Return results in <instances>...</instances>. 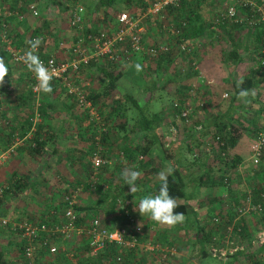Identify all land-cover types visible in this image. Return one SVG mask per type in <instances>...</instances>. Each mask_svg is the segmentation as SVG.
Segmentation results:
<instances>
[{
    "label": "trees",
    "instance_id": "16d2710c",
    "mask_svg": "<svg viewBox=\"0 0 264 264\" xmlns=\"http://www.w3.org/2000/svg\"><path fill=\"white\" fill-rule=\"evenodd\" d=\"M121 1H123L124 4L126 3V7L124 6L126 9L129 8V2H134L135 9L132 10L133 17H141L145 9V5L143 4L142 0H91L90 2L92 6H90V10L95 12V18L97 20L94 24L99 28V23L101 22V28L104 27L106 29L108 28L109 30H115L117 27V22L114 20L115 16L113 14H115L117 11L118 2ZM215 1L216 0H180L177 5L167 6L161 11L163 14V19L167 21L169 20L167 26L170 27V33L167 32V34L172 42L171 45H169L167 51L159 53L156 58H152L153 60L156 59V69H162L168 73L169 66L173 63L174 57L176 55L180 54V56H188V54L183 53L179 49L178 45L181 41L190 43V40L198 39L206 34L209 27L207 28L205 24V21L202 17V12H205L206 9L208 10L211 8H216L215 4L217 1ZM16 3L22 4L21 9L24 7L27 8L29 3H34L37 5L44 3L48 6L58 4L64 8L65 12L71 9V6H68V8L67 6L64 7V4L61 0H27L25 3L24 0H16ZM17 10H19V7ZM12 12V14L9 16L5 14L0 15V29H2V22H5L7 24L6 32L11 39V44L15 48L20 47L22 49H26L28 47V44L26 43L27 41L32 40V37L34 36H40L41 44L37 54L39 57L47 58L49 55L43 52L44 47L41 48V45L45 42L47 37L46 35L42 34L40 28H32L31 32L28 33V35H25L23 38L22 36L15 34V37L12 36V31L9 29L10 23H12V18H15L13 15H17L16 13H19H15V10ZM220 12L217 10L216 15H212L210 26L215 25L227 29L229 28L226 31L231 38V43H233L234 46H237L232 38L233 36L231 33H233V31L236 29L244 28V26L238 22H232L231 20H224L223 22L217 23L216 18ZM149 17L150 16H147L146 18ZM155 22L159 26L162 25L160 21L158 22L156 20ZM43 23H46V20H44ZM247 28L251 29L249 27ZM174 29L178 31L177 34L172 32ZM91 31L97 34L100 33L99 29L96 31L88 27V29L86 28L85 35ZM256 37L258 38L257 41L260 43L258 47H260L262 43L261 32L257 31ZM75 39H77V37ZM5 46V43L0 42V58L5 59L9 73L8 77L5 78L4 84L0 88V92L4 95L6 94V97H8L10 93L7 92V87L9 86L10 81L13 83L11 85H14L18 90L16 95H12L7 99L6 107L12 110L14 119H17V122L22 124L23 132L20 133L21 136L29 131L32 124L38 123L36 126L35 135L28 142V146H26L30 154L39 156L42 153L52 150L56 153L62 151L60 148V140L55 132H61L63 129L60 128L58 130L55 128L52 135H49L48 133L43 134L42 130L44 125L40 123V121L42 122L44 120H54L56 122L69 121L71 123L70 127L66 131L71 133L70 138L73 139L71 140L73 144L71 145V148L66 149L65 152L71 156H75L77 161L81 164L85 163L89 172V177L92 174L93 169L91 168L90 157L95 152H99L100 155L106 160H111V156L115 154L118 156L117 163L121 162V160L125 158L124 162L131 164V166L137 164L136 170L143 173L141 174L140 178L142 179L144 176H147L146 174L148 173V168L146 167L148 164H150V149L155 145H158L161 149L163 157L171 164L173 169L171 175L167 177V183L169 194L175 198L176 201H178L177 208L175 209L177 213H183L187 218H190L191 211L194 212V218L199 217L197 211L192 210V206L187 202L190 196L187 192V186L193 187L194 189L205 188L209 190L214 187H227L228 196L225 198L222 199L221 197H210L199 201V204L202 206V203H205L207 199H209V204L212 206L210 207L211 209L208 208L206 210V219L204 222L199 221L195 223L197 234H200L199 238L200 242H202V255H208L209 252L206 247L211 246L214 248L220 244V239L222 240L223 238L219 239L217 236L222 235L223 237L230 234L228 239L230 242L229 247H236L235 252L231 255L234 259L240 260V264L264 263V240L261 241L259 237L255 235V233H257L259 230H264V163L260 162L253 168L254 173L250 176L249 180L251 186L247 187L246 189L240 183L241 179L239 175H236L238 166L242 161V157L239 156V154L234 150L238 142L245 134L244 130L246 131L249 127L248 131L251 133L254 139L257 132L262 130L264 127L263 104L260 107V117L258 115L256 119H251L250 121L246 120L248 121V126L246 125L247 123L245 120L239 121L238 123H233L235 120H232L233 117L231 118L229 114L230 111H228V113L225 115L220 113L219 115L213 117L212 124L214 127L212 134L213 136L217 134L221 135L224 141V145L221 147V150H228L226 154L222 155L219 152H216L214 157L208 156L203 150V145L208 142L207 139L209 138L205 137L202 139L200 138L202 135H198V138H194L197 130L195 129L196 126L189 129V133L186 135V138L189 140H186V138L183 139L182 142L186 143H182L180 147L181 149L178 151L177 148L175 149V146L178 142H173L170 143V145H167L165 136L163 137L162 135H158L159 130L162 133L166 129L167 132L169 124L171 123H174L178 128L179 123L173 122L172 119L168 120L166 116L168 112V114H171V118L175 119L173 110L171 108H165L164 110L162 107L154 108L152 106L153 101H159V103L161 102V93L165 91V88L168 87L176 77H178V73H169L172 75V77L161 86H156L155 90H153L154 88L151 86H148L146 90H151L150 96L148 97L149 101L144 104V106H141L138 102V98L134 95L130 93H119L116 91L118 79L123 74L122 71H116V69L118 67L117 65L122 62L120 60H102V63H104L105 66L108 64L111 66V64H113L115 68H113L111 72H105L107 81L104 82V85L100 91L86 92L84 90L86 98L92 102L99 115V120H96L91 119L87 109H82L77 105L75 96L73 94L67 93V87L60 79H52L51 87L53 91L51 93L46 94L40 91V93L36 95L32 90V86L36 81L33 74L29 72L23 64L14 62L10 55L5 51ZM238 51L239 48H234L231 50L228 53L227 59L238 60L240 58ZM192 56H194L193 53ZM54 57L57 60L69 59V57ZM146 59L149 60L150 58L147 56ZM97 63L98 62L92 61L89 65H87V67L98 65ZM258 65L260 67L258 66V68L253 69L251 73L245 74L240 82L231 83L230 109L233 108L232 104L238 100V93L241 89L252 91L257 87V83L264 81V77L258 80L256 79V73H262L261 70H264V66L262 64L259 63ZM83 67L86 66H82L81 68ZM189 69L194 71L192 72L194 75L197 74V71L194 70L192 66H189ZM156 83H158V81H156L155 84ZM185 89L189 90L191 89V86L189 85ZM180 94V97L177 99H179L180 103H182L187 98L188 94L187 92L182 91ZM191 117L192 114L189 115V119ZM180 119L186 124L189 122V119L187 121H185L184 118ZM85 120H87V124H84ZM204 127L205 126H203V128ZM179 129L180 126L178 130ZM137 132H143L144 137H147L144 138V143L142 145L136 144L133 147L132 144H128L132 142L127 141L129 138L135 136ZM76 142H81V144H75ZM184 149H186L189 154L196 153V156L190 157L188 153L187 154L189 157L185 156L183 151ZM138 154H142L145 157L143 161H138L136 159ZM86 158H88V161ZM113 165L116 166V164H106L104 166L112 168L114 167ZM123 167L126 168L124 165L116 166L112 177L104 179L97 190L100 198L104 199L107 204L106 208L103 207L101 209L105 211L107 216L109 215L108 218H114L113 213L118 211H122L124 213L122 214L124 217L127 216L125 213L126 210H128L127 208L130 204V198L123 196L124 188L122 187L120 189L121 193H112V188L118 186L116 185L117 179L123 180L121 177L122 170L124 169ZM183 168L190 174L186 176ZM11 180L12 181L7 186H1L0 205L7 200H12L14 198H16V200L20 199L22 193L28 189L27 178L15 175ZM227 182H229V184H227ZM112 184L115 186H112ZM233 186H238V188L235 189ZM95 188H97V185ZM159 188L160 181H157L150 189V194L155 195L159 191ZM97 191L95 189V192ZM72 193L73 191L71 190L68 192H62L60 193V201L58 200V202H56L53 200L52 204L49 201L51 207L49 206L48 209L44 211L45 216L37 217L36 219L24 218L21 221L30 220L33 222H44L48 225L59 223V221L63 220L64 210L67 207L65 196L71 195ZM249 194L251 195V202L253 204H260L261 211L258 214H240L239 212V208L244 205L245 198ZM125 200L128 201L127 205L124 203ZM74 210L78 211L80 214L78 217V222L80 224L87 225L90 221H92V219L98 218L101 220L103 225L107 226L108 228L113 227V225H108L107 223L105 224L102 221L103 219L100 217V215H98L99 212H97L99 210V206L97 204L82 206L76 202L74 205ZM123 220V222L121 220L119 224H116V226H124L130 222L128 218H123ZM134 223L138 224L136 222ZM139 224L141 225L143 223L140 222ZM135 235L138 240V244L135 246L122 248L116 244H108L102 252L97 255H92V258H100V260L103 258L105 259L104 264H111L112 261H114L118 255H120V252H122L124 256H126V252V254H132L136 252L142 248L140 244H142L143 239V226L142 232L139 234L136 233ZM55 238L64 239L60 235H57ZM79 239L85 241L86 238L84 236H79ZM163 240V238L159 240L161 245H165ZM157 242L158 241L155 243ZM239 247L242 248L240 249ZM45 250L46 248H43V251ZM20 251L23 254L22 244ZM90 258H86V260H91L92 258ZM100 260H98L99 264L101 262ZM0 264H11L5 259V255L2 251H0Z\"/></svg>",
    "mask_w": 264,
    "mask_h": 264
},
{
    "label": "crops",
    "instance_id": "0c3cea01",
    "mask_svg": "<svg viewBox=\"0 0 264 264\" xmlns=\"http://www.w3.org/2000/svg\"><path fill=\"white\" fill-rule=\"evenodd\" d=\"M10 1L14 2L13 5H15V8L19 7V10H15V13H21V3H16V0H0V15L4 14L7 9L9 10L8 5L10 4ZM216 1V8H211L208 10L206 9L205 12H202V17L205 21V24L207 28L209 27L206 34L198 39L190 40V43L194 46L193 54L194 58L197 59L198 64V68L196 70L197 73L198 71H200L206 78H213L211 77V75H214L215 72H220V80L223 81L221 85L228 87L235 80V74H240V72H243L244 75L249 74L253 69L258 68L259 63L261 64V60H257V62H255L254 60L253 62V57L251 55L253 49H256L260 43L257 41L258 38L256 37V32H254L253 30L246 27L242 29H236L235 31H233V33H231V35L233 37L235 36L234 42L237 46H234V44L232 43L230 49L233 50L234 48H239L238 53L240 55V58L238 60H222L219 57L215 56L214 50L219 49L222 46H226V44L223 45L225 42H227V44L230 43L229 40H227L228 33L226 31L229 28L227 29L215 25L210 26L212 15H216V11L219 10L220 12L222 9V0ZM87 3V5L89 6V0ZM218 4L220 5V8ZM44 5L46 4L40 3V7L42 9H44ZM50 6L51 5H49V7ZM48 9L49 8L45 6V11H48ZM94 14L95 12L92 13V16ZM113 15L116 16L115 14ZM13 16H15V18L12 19H16L17 15L14 14ZM156 20L158 22L160 21L162 25L159 26L156 23V26L154 23V21ZM94 23L95 20L92 23L93 27L92 24L89 25V27L96 31L98 29L99 31H103L106 29L103 27L101 28V22L99 23V28ZM167 23H169V20L167 21L163 19L162 12L155 17H141L140 26H142L143 29V38L146 46L156 45L158 43L165 44L168 47L169 45H171L172 41L167 34L170 27L167 26ZM22 28H18L17 26L13 25V23H10L9 29L12 31L11 33L13 37H15V35H20L23 38L26 35V32L25 29ZM86 28L88 29V26H83L84 31H86ZM46 31L47 33H50L49 28H46ZM43 33H45V30ZM48 36L49 35H46V37ZM77 36L78 33L76 32L73 40ZM47 39L43 43L44 45H41V48L44 47L43 52L48 55H53L60 58H64L62 55L65 54V58H70V55L67 52V48L69 49L71 45L69 47H66V50H64L63 47L67 46V44H64V42H60L59 44H61V47H57V44L55 42H51V40L48 41ZM202 43L204 52H202V55H200L197 53V49L201 47ZM257 49H259V47ZM65 51L67 52V54L64 53ZM190 57L191 56L189 55H176L174 57L173 63L168 69V73H166L165 70L158 68L156 69V59H149V61L148 59H146V55L132 54L127 59H124L122 63L117 65L118 67L116 71L120 70L123 72V74L118 79L116 91L119 93H130L135 97L138 96L137 93H139L140 91L141 94L149 97L151 90H146L148 86H151L152 88H154L153 90H155L156 86H161L172 77V75L169 73L174 72V74L178 73V77H176L175 80L170 84L172 86L169 85L165 88V90L168 88L173 89L174 96L177 99L178 97H180L181 91L187 92V89L185 88L188 87L196 79L197 74L194 75L192 73L194 71L189 69ZM102 62V60H99V62L97 63L98 65H94L93 67L86 66L81 68L79 75L75 77L74 81L81 87L83 91L85 90L86 92H98L103 87L104 82L107 81L105 72H111L115 67L113 64H111V66L110 64L105 66V64ZM254 63L255 66H253ZM136 64H139L141 66V71L136 70V68L134 67V65ZM152 65H154L155 68V72H153V74L150 73V66ZM261 71L262 73H256L257 80L264 77V70L262 69ZM216 80L214 81L213 86L199 84L196 91V97L194 99L195 106L201 99L207 98L209 103V107L207 109L210 108V111L212 110L213 113H217V108L213 106L217 101H219L218 96L220 94V92L217 91L219 81ZM156 81H158V83L155 84ZM11 84L13 83L10 81L9 86L7 87L8 93L17 90L15 86ZM256 86L257 87L252 90V92H254V95H250L248 98H255V100H258V102L261 101L264 106V81L257 83ZM120 88L124 89V92H121V90H119ZM16 94L17 92L13 95ZM210 103L213 104L210 106ZM171 104H169V106L166 108H170ZM6 109L11 118H6L9 124L0 128V152L5 153L3 157H1L2 160L5 157L4 160L2 162L0 161V177L8 176L11 182L12 177L14 178V176L16 175L19 177L27 178L28 181V189L22 193V196H20L22 198V201L21 199L17 198L18 200H16V198H14L12 200H7L0 205V251L4 253L5 259L9 263L25 264L23 254L20 251V247L22 244L20 233L12 228V222L21 221L24 218L36 219L37 217L45 216L44 211L50 206L49 199L58 202V200L60 201V193L68 192L71 190L73 191V193H77L76 200L78 204H81L82 206L97 204L99 206V210L97 211L99 212L98 215H100V217L103 219L102 221L105 224L107 223L108 225H116L121 220L123 222V218H129V216L134 220V222L138 224L140 222L143 223V239L142 244H140L142 248L132 254H126V252V256H124L123 253L120 252V255H118V257L115 258L111 264H240V260L234 259L233 256H231L235 252L236 247H229L230 242L229 240H227V236H217V238L219 239L223 238L222 240L220 239V244L214 248H212L211 246L206 247L209 253L208 255L203 256L201 249L202 242H200L199 238L200 234H197L195 225V223L199 221L204 222V220L206 219V210L208 208L211 209L210 207H212L209 204V199H207L205 203H202V206L199 204V201L210 197H221L223 199L228 196L227 190L220 191V187H214L209 190L205 188L194 189L193 187L187 186V192L190 195L187 202L192 206V210L197 211L199 217L194 218V212L190 211V218H187L184 215V222L177 224L174 227L162 226L150 220L147 216L141 217L138 212L134 211V207L138 205L139 199L141 197L150 194V189L152 188V186H154L155 183L159 181L157 179V174L162 169L171 166V164L163 157L160 147L158 145H155L150 149L149 152L151 159L149 161L150 164H148L146 167L148 168V173L146 174L147 176H144L142 179H139L137 181V185L140 189L137 193L130 194V188L129 186L125 185L124 180L117 179V182H120H116V185H118L117 187L112 184V186H115L114 188H112V193L114 194L121 193L120 189L122 187L124 188L125 195L123 194V196L130 198V204L127 208L128 210H126V217H124V215L120 213L122 211H118L116 213H113L114 218H108L109 215L107 216V214H105V211L101 209L103 207L106 208L107 204L104 199L100 198V195L97 191L98 187L104 179L112 177L116 166L124 165L125 167H130L131 164L124 162L125 158H123L121 162L117 163L118 156L115 154L112 155L111 160H113V163H115L116 166L113 165L114 167L112 168H109L107 166L99 168L98 174L96 176L97 188L95 189L97 192H95V189L90 188L89 186L92 175L94 174L93 169L92 174L90 173L91 175L89 177V172L86 168L85 163L81 164L77 161V158L75 156H71L70 154L65 152L66 149L71 148V145L73 144V142L71 141L73 139L70 138L71 133L69 131H66L71 125L69 121H40V123L44 125L42 130L43 134L48 133L49 135H52L55 128L58 130L60 128L63 129V131L61 132H55L60 140V148L62 149V151L56 153L52 150L36 156L34 154H30L26 146H28V142L35 135L36 126L38 123L32 124L29 131L21 136L20 133L23 132L22 124L18 123L17 119H14L12 110H10L8 107ZM231 110L232 109L230 108H226V114L228 113V111L231 112ZM204 111L205 109L196 107L195 112L192 114V117L188 120V124H186L181 119L176 120L171 118V114H168V112L165 111L167 112L166 116L168 120L172 119L173 122L179 123L178 125L180 126L179 138L175 141L178 142L175 146V149L177 148L179 151V149H181L180 147L182 143H186L182 142V140L186 138V135L189 133L190 128H193L194 126H196L195 129L200 128L201 131L199 133L196 132L194 138H198V135H202L200 137L202 139L207 136V130L213 129L214 126L212 124V121L206 120V118L202 117L204 115L200 114V112L203 113ZM221 113L224 114V112ZM260 115L261 114H259V117ZM203 126L205 127L203 128ZM158 135H162L163 137L166 136V129L162 133L159 130ZM145 137L143 132H137L135 136L129 138L127 142H132L128 144H132L133 147L136 144L142 145L144 143ZM186 140L189 139L186 138ZM75 144H81V142H76ZM250 145L251 144L249 143V148ZM234 150L239 154V156L242 157V161L240 162L237 169L239 170L244 163L245 152H243L240 148L238 151H236L235 148ZM185 156L187 155L185 154ZM86 159L88 161V158ZM184 173L186 174V176L190 174L187 170H184ZM147 185H151V187L147 189ZM34 188H37V191L33 193L32 190ZM37 193L39 195L36 196ZM29 195L32 196L28 197ZM176 202L178 203V201ZM7 209H11L10 212H8ZM15 212L17 213V215L21 214V216H23L24 218L18 220L17 218L12 217L11 213L14 214ZM5 215L7 217H5ZM3 219H7L9 221L8 225H3L1 223ZM263 231L264 230H259L257 233H255V235H257L261 241L264 240V237L260 238L259 234ZM162 238L164 239L163 242L165 243V245H161L159 243V240ZM156 241H158L157 243L160 246H163L162 248L170 247L172 250L174 249V255H172L171 258H169L168 256L167 258L169 259H167L162 257V253L160 251L150 252L147 247L148 242L155 243ZM239 248L241 249L242 247ZM39 255L42 257L44 264H88V262L89 264H99L98 260H100V258H92L93 254L90 251L88 245L85 241L80 240L79 238H54L48 244V247L45 251H43L42 249L40 250ZM86 258H90L91 260H86ZM104 260L105 259L102 258L100 260V264H104Z\"/></svg>",
    "mask_w": 264,
    "mask_h": 264
},
{
    "label": "built area",
    "instance_id": "2783aa9c",
    "mask_svg": "<svg viewBox=\"0 0 264 264\" xmlns=\"http://www.w3.org/2000/svg\"><path fill=\"white\" fill-rule=\"evenodd\" d=\"M180 0H142L145 5V9L141 17L158 16L163 9L170 5H177ZM128 11H121L115 16L117 27L115 30L105 29L99 31L100 33L90 32L85 35L83 29V6L76 5L69 13V27L73 28L77 33V39L72 43L71 47L67 50L70 58L57 60L54 56L49 55L47 58H42L41 61L46 67H54L57 71L53 74V79H60L62 83L67 87V93L73 94L77 105L82 109H87L91 119L99 120V115L95 106L90 100L86 98L85 91L74 81L80 73L82 66L89 65L92 61L99 62V60L110 61H124L130 55H146L150 59L156 58L159 53L168 50V46L162 43L156 45L146 46L143 38V29L140 26L141 17H133L131 9ZM221 12L216 18V22L220 23L224 20H231L232 22H238L244 27H249L253 31L261 32V46L259 47L258 59L261 60V64L264 66V0H222ZM27 12L32 16L38 15L37 6L34 3H29L26 8ZM9 16L12 14L9 11L4 13ZM18 19L23 20L22 13H16ZM95 18V22H96ZM7 24L2 22V29H0V42L5 43V51L10 55L11 59L16 63V56L22 54L25 49L15 48L11 44V39L6 32ZM104 28V27H103ZM175 34L177 30H172ZM40 38V36H34L33 39ZM179 49L188 54L190 57V66L194 70H197L198 64L196 58L192 56L193 45L181 41L179 43ZM39 49V48H38ZM38 52V50H37ZM121 52V53H120ZM50 62H52L50 64ZM193 71V70H192ZM37 81L32 86L33 92L38 95L40 90L35 87ZM199 84H205L208 86L214 85L213 78H206L198 71L196 79L190 84L191 89L187 90V98L180 103L179 99L172 102L170 108L174 112V118L180 120L184 118L185 121L189 119V115L195 112L196 107L207 109L209 107L208 99H201L195 106L194 99ZM1 88V86H0ZM2 93L0 92V100ZM230 98L227 91H222L219 94V99L227 100ZM37 106V105H36ZM9 124L6 118L0 115V128ZM200 128H197L196 132L199 133ZM179 138V130L174 123L169 124L166 132L165 140L166 144L175 142ZM224 145V141L220 134L211 137L206 144L203 145V150L208 156L214 157L216 152L224 155L228 150H221ZM221 150V152H220ZM5 153L0 152V160ZM264 127L259 130L250 145V159L255 164L260 162L264 163ZM196 156V153L192 154ZM144 156L142 154L137 155L138 161H143ZM91 166L94 174L92 175L89 183L90 188L95 189L97 185V174L100 167L106 164H110V160H106L99 152H95L91 157ZM137 169V164L132 165ZM229 184V182H227ZM77 193L66 195L65 200L67 207L64 210V218L62 221L56 224H50L44 222L33 221H13L12 228L20 233L23 246V258L25 264H44L42 257L39 255L40 250L47 248L48 244L57 236L60 235L65 239H75L79 236H84L85 242L88 245L93 255H97L104 250L108 244H116L122 248L133 247L138 244L136 233L142 232L140 224H135L133 219L129 216V223L124 226L113 225L112 228H108L103 225L98 218L92 219L87 225L80 224L78 221L79 212L74 210L76 204ZM125 205L128 201L125 200ZM121 209V208H120ZM261 211L260 204H253L251 202V195L249 194L245 198V203L239 208L240 214L247 213H259ZM120 212V211H119ZM124 214L123 212H120ZM126 214V213H125ZM3 225H8L9 221L3 219L1 221ZM231 230V229H230ZM260 238L264 237V231L259 234ZM54 237V238H53ZM230 234L227 235V240ZM148 250L150 252L160 251L163 258L174 255V249L170 247L160 246L158 243L148 242ZM264 264V263H263Z\"/></svg>",
    "mask_w": 264,
    "mask_h": 264
},
{
    "label": "rangeland",
    "instance_id": "374dc122",
    "mask_svg": "<svg viewBox=\"0 0 264 264\" xmlns=\"http://www.w3.org/2000/svg\"><path fill=\"white\" fill-rule=\"evenodd\" d=\"M24 1H27V0H24ZM61 1L63 2L64 7L67 6V8H68V6H71V9H69L65 12V10L62 6H57L58 4H54V5H51L50 7L48 5H44V7L46 6L49 8L48 11H45V8L42 9L40 7V5L36 4L38 6L37 7V10H38L37 16H32L31 14H28L26 8L24 7L23 9H21L22 10L21 13L23 14V20L21 21L20 19H18L16 17V19H12V23H13V25L17 26L18 28L23 27L25 29L26 35H28V33L31 32L32 27L33 28L34 27L40 28L42 34L49 35L48 36L49 38L47 37L48 38L47 40L48 41L51 40V42H55L57 44V47H61V44H59L60 42H64V44H67V46L63 47L64 50H66V47H69L70 45H72V43L76 40V39L73 40L74 35L76 34V31L73 28L69 27V23H68L70 10H72L76 5L83 6V16L85 17L83 20V26L84 27H87V26L89 27V25H91L94 22L95 14L92 16L93 11H91L90 7H89V6H92V4L90 2L91 0H89V6L87 5L88 0H61ZM9 3H8L9 4L8 5L9 10L7 9L6 11L12 12L13 10H10V9L17 10V8L14 7L15 5H13L14 2L10 1ZM125 4L123 3V1L118 2L117 11L115 12V15H117L121 11H128L132 7V5H134V2H129V6H128L129 8H127V9L125 8L126 7ZM133 9H135V8H133ZM133 9H131L130 11H132ZM44 20H46V23H43ZM154 23L157 26L155 21H154ZM46 28H49V31L51 34L49 32L47 33ZM44 30H45L46 34L43 33ZM107 30H108V28H107ZM110 31H112V30H110ZM227 35H228L227 40H229L230 43L227 44V42H225L223 45L226 44V46H222L219 49L214 50L215 56L219 57L222 60H228L227 56H228V53L231 51L230 48H231V44H232L231 42L232 41H231L229 34H227ZM232 38L235 41V36ZM257 48L253 49V51L251 53V55L253 57V62H254V60H255V62H257V60H259L258 59V53H257V51L259 49H257ZM67 50H68V48H67ZM67 52L65 51L64 53L67 54ZM202 52H204L203 43L201 44V47L197 49L198 54L202 55L201 54ZM62 56L64 58L66 57L65 54ZM253 66H255V63L253 64ZM150 68H151L150 73L153 74V72H155L154 65L150 66ZM219 74H220V72L219 73L215 72L214 75H211V77H213L215 80L217 79L219 81V86H218L217 91H227L229 93V96H230V94H231L230 93V91H231L230 86L225 87L224 85H221V83L223 81L220 80L221 76ZM243 75H244L243 72H240V74H235V80L233 82L238 83ZM126 76H127V74H126ZM126 76H123V77H126ZM150 76H152V75H150ZM152 77H154V76H152ZM170 86H172V85H170ZM119 90H121V92H124V89L120 88ZM16 92H18V90L9 92L10 94L8 95V97H6V94L5 95L2 94V97L0 100V115H4L2 117H5L7 119H9V117L11 118V116H9V114L6 111L7 110L6 109L7 108L6 107L7 106L6 101L10 96H12ZM137 94H138V96H137L138 102L140 103L141 106H144V104H146L149 101L148 100L149 98L146 95L141 94L140 91ZM161 96H162V100L160 103H159V101H153L152 106L154 108L162 107L165 110V108L168 107L169 104H171L174 100H176V98L174 96V91H173V89H170V88L163 91L161 93ZM246 99L248 101L247 103H245L243 99H238L234 102V104H232L233 110L229 114H230L231 118L233 117L232 120L233 121L235 120L233 123H238L239 121H242V120H245V122L247 123L248 121H246V120L250 121L251 119H256L258 117V115L261 114L260 107L262 106L263 103L261 101L258 102V100H255V98H251V97L250 98L247 97ZM218 100L219 101L216 100L217 101L216 104L213 105L215 108H217V113H213L212 110L210 111L209 110L210 108L205 109V111L203 113L200 112V114L204 115V116H202L203 118H206V120L212 121L213 117L219 115L221 112H224V115L226 114V111H225L226 108H229L228 105H231V101H230L231 96L227 100H221V99H219V96H218ZM212 104L213 103H210V106ZM214 114H216V115H214ZM84 124H87V120L84 121ZM246 125L248 126V123ZM248 128L246 131L244 130L245 134L243 135L242 139L239 141V143L235 147L236 151H238L240 148L243 152H245L244 153V163H243L242 167H240V169L237 170L236 175L239 174V177L241 179L240 183L246 189H247V187L251 186L249 183V180H250V176L253 175V173H254L253 168L256 166V164L252 161V159H250L249 143L251 144L254 139H253V136L251 135V133L248 131ZM206 133H207L206 137H208L210 139L213 136V134H212L213 129L207 130ZM209 139H207V141ZM248 149H249V151H248ZM183 151H184V154H186L188 157H189V155H190V157H192V154H189L186 151V149H184ZM4 158H3V160H4ZM3 160L1 159L0 161L2 162ZM112 161L113 160H110V164H115ZM130 167H133V166H130ZM240 173H241V175H240ZM9 183H10V178H8V176H1L0 177V189H1V186H4V185L7 186ZM150 187H151V185H147V189H149ZM226 188H227L226 186H224V187L221 186L219 190L220 191L221 190L226 191L227 190ZM233 188L237 189L238 186L237 187L233 186ZM35 191H37V188H34L32 190L33 193ZM37 195H39V194L37 193L36 196ZM148 195H150V194H148ZM30 196H32V195H29L28 197H30ZM20 199L22 201V198H20ZM49 201H50V203H53L52 199H49ZM10 210L11 209H9L8 212H10ZM11 215H12V217L17 218L18 220L24 218L23 216H21V214L17 215L16 212L14 214L11 213ZM5 217H7V216L5 215ZM171 257L172 256H169V258H171ZM169 258H167V259H169Z\"/></svg>",
    "mask_w": 264,
    "mask_h": 264
},
{
    "label": "clouds",
    "instance_id": "9594fccd",
    "mask_svg": "<svg viewBox=\"0 0 264 264\" xmlns=\"http://www.w3.org/2000/svg\"><path fill=\"white\" fill-rule=\"evenodd\" d=\"M28 47L16 56L17 62H22L25 68L31 72L37 81L35 87L43 93H51V81L53 74L57 71L54 67H46L37 54V50L41 44L39 38L26 42ZM52 62H50L51 64ZM137 71H141L139 64L134 65ZM9 69L5 63V59L0 58V86L8 77ZM242 83V82H241ZM254 95L251 90L241 89L238 93V99H243L247 103V97ZM173 169L168 166L157 174L160 181L159 191L155 195H145L139 199L138 205L134 207V211L138 212L141 217L147 216L150 220L167 227H174L183 223L185 216L183 213H177L176 199L173 198L168 191L167 177L171 175ZM121 177L125 185L129 186L130 194L137 193L140 189L137 181L141 178V172L133 167H126L122 170ZM143 225L141 224L140 227Z\"/></svg>",
    "mask_w": 264,
    "mask_h": 264
}]
</instances>
